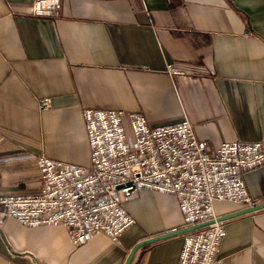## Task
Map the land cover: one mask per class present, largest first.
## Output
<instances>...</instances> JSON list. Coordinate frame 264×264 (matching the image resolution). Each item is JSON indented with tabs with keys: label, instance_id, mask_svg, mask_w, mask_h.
<instances>
[{
	"label": "crops",
	"instance_id": "1",
	"mask_svg": "<svg viewBox=\"0 0 264 264\" xmlns=\"http://www.w3.org/2000/svg\"><path fill=\"white\" fill-rule=\"evenodd\" d=\"M34 1L0 0V195L38 194L42 155L87 166L86 109L142 113L153 127L188 120L211 150L264 140V0H61L56 18H34ZM245 181L264 204V166ZM250 209L216 204L222 264H264V209ZM126 210L135 224L119 244L98 233L81 247L61 226L0 218V264H127L140 243L195 227L173 195L143 191ZM196 230L130 264H178Z\"/></svg>",
	"mask_w": 264,
	"mask_h": 264
},
{
	"label": "built area",
	"instance_id": "2",
	"mask_svg": "<svg viewBox=\"0 0 264 264\" xmlns=\"http://www.w3.org/2000/svg\"><path fill=\"white\" fill-rule=\"evenodd\" d=\"M61 7V0H35L32 16L56 18ZM169 73L183 74L172 66ZM51 106V98L39 102L41 110ZM83 119L89 164L39 156L40 192L0 195V218L28 228L61 226L75 247L98 233L119 244L135 224L127 203L143 191L173 195L186 226L206 224L185 236L178 264H222L219 253L226 228L215 206H258L245 174L264 166V140L226 142L211 150L188 120L153 127L142 113L126 116L118 110L92 109L83 112Z\"/></svg>",
	"mask_w": 264,
	"mask_h": 264
},
{
	"label": "water",
	"instance_id": "3",
	"mask_svg": "<svg viewBox=\"0 0 264 264\" xmlns=\"http://www.w3.org/2000/svg\"><path fill=\"white\" fill-rule=\"evenodd\" d=\"M260 209H264V204L262 205H259V206H256L254 208H251L248 212H252V211H257V210H260ZM206 225V224H205ZM205 225H197L195 227H192V228H189L187 230H182L180 232H176V233H172V234H168V235H165V236H161V237H158V238H154V239H150V240H147V241H144L142 243H140L136 249L134 250V252L132 253L129 261L127 262V264H130L132 258H133V255L135 254L136 250L142 246H145V245H148V244H151V243H154V242H157V241H160V240H164V239H167V238H170V237H173V236H176V235H179V234H182V233H186L188 231H191V230H196V229H199L201 228L202 226H205Z\"/></svg>",
	"mask_w": 264,
	"mask_h": 264
},
{
	"label": "rangeland",
	"instance_id": "4",
	"mask_svg": "<svg viewBox=\"0 0 264 264\" xmlns=\"http://www.w3.org/2000/svg\"><path fill=\"white\" fill-rule=\"evenodd\" d=\"M129 132V131H128ZM129 134V133H128Z\"/></svg>",
	"mask_w": 264,
	"mask_h": 264
}]
</instances>
